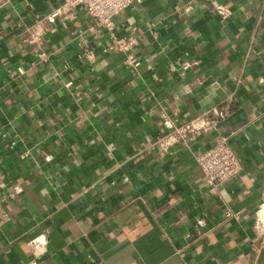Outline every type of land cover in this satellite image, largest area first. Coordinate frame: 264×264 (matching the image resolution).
Masks as SVG:
<instances>
[{
  "label": "crops",
  "instance_id": "0c3cea01",
  "mask_svg": "<svg viewBox=\"0 0 264 264\" xmlns=\"http://www.w3.org/2000/svg\"><path fill=\"white\" fill-rule=\"evenodd\" d=\"M61 2L0 0V199L20 189L0 264H264V0H134L113 24L137 69L83 12L49 23ZM213 108V130L162 154V115ZM219 136L242 172L212 189L196 159Z\"/></svg>",
  "mask_w": 264,
  "mask_h": 264
},
{
  "label": "built area",
  "instance_id": "2783aa9c",
  "mask_svg": "<svg viewBox=\"0 0 264 264\" xmlns=\"http://www.w3.org/2000/svg\"><path fill=\"white\" fill-rule=\"evenodd\" d=\"M134 0H62L58 9L54 10L47 17L49 23H54L56 17L62 14H72L81 11L85 15L93 19L95 28L100 33L107 34L110 43L107 44L103 51H114L124 56L123 64L129 68L137 69L140 61L134 54V50L138 46L139 39L135 36H118L115 32L113 20L114 18L132 6ZM215 13L223 18L229 16V11L222 6H216L213 9ZM34 42L35 40H31ZM85 58L94 61V53L92 50H85ZM181 73L188 71L196 65V62L189 60L178 61L177 63ZM259 82L264 83V78ZM226 113L222 109L213 108L203 117L202 124H197L198 119L178 123L171 120L167 116L162 115L163 124L167 130L166 134L159 141L160 151L167 153L172 147L186 143L189 139H193L200 135L201 131L213 130L217 120H223ZM197 164L202 171L201 186L217 189L224 183L236 178L242 172V164L233 151L230 143L225 137H217L213 145L197 156ZM20 193L19 188H13L12 192L0 199V215L8 220L7 215L3 212V204L9 198H15ZM229 218L237 217V215L227 214ZM204 221H196L197 229H202ZM254 229L264 237V222L261 217H256ZM27 244L30 246L34 254L37 256L42 253L47 245V239L44 235H37L31 238ZM29 264H35L31 262Z\"/></svg>",
  "mask_w": 264,
  "mask_h": 264
}]
</instances>
